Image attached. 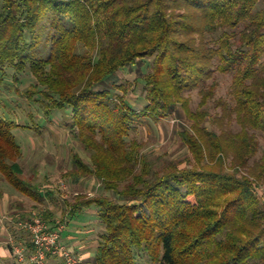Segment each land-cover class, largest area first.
Masks as SVG:
<instances>
[{
    "label": "trees",
    "instance_id": "trees-1",
    "mask_svg": "<svg viewBox=\"0 0 264 264\" xmlns=\"http://www.w3.org/2000/svg\"><path fill=\"white\" fill-rule=\"evenodd\" d=\"M260 1L0 0V81L13 72L23 83L20 76L31 74L21 95L46 118L68 113L89 153L86 160L74 150L63 177L74 184L96 178L102 188L73 201L55 197L38 170L27 176L21 163L15 130L37 127L34 113V126L0 113V194L9 186L35 209L46 196L52 207L65 198L59 220L65 225L67 217L95 208L93 264H264V149L255 132L264 136ZM47 22V53L39 55ZM151 58L144 109L127 99L132 82L119 85L120 95L98 89L112 74ZM216 73L231 75L232 85L214 115ZM195 89L197 109L187 94ZM179 106L191 123L179 132L190 157L184 164L154 161L135 135L149 118L170 117ZM41 215L51 229L57 226L53 208Z\"/></svg>",
    "mask_w": 264,
    "mask_h": 264
},
{
    "label": "rangeland",
    "instance_id": "rangeland-1",
    "mask_svg": "<svg viewBox=\"0 0 264 264\" xmlns=\"http://www.w3.org/2000/svg\"><path fill=\"white\" fill-rule=\"evenodd\" d=\"M264 7V0L258 4V8ZM51 31L50 24L47 22L41 31L42 44L39 46L41 52L39 55H45L47 48L44 46L45 40L48 39L49 32ZM45 48V49H44ZM153 59H147L142 64L129 66L122 71L112 74L104 85L98 86L99 90L109 88L115 94H122L123 91L119 89V85H128L129 82L135 84V90L130 89L127 93V99L134 109L142 110L147 104L145 98V91L143 89V75L151 70ZM2 76H0V79ZM0 81V113L8 117H17L16 120L26 122L29 126H34L35 121L30 118V114L34 113L37 127L22 128L15 130L18 140L23 144L24 155L21 163L25 168L27 176H31L35 170H38L42 176L40 179L43 181L42 186L56 189L60 195H66L72 201L75 199L76 193L88 194L90 196L101 194L102 188L100 182L96 178L84 184L71 183L70 179L63 177L65 169L71 166V157L73 151H78L86 160H89V153L86 152L80 142L78 141L75 133L70 128V119L68 113L64 114L62 111H56L51 118H46L42 111L36 106H30L27 99L21 95L19 91L29 86L33 77L31 74H23V83H17L14 73L10 72L9 75L3 77ZM218 83V90L215 97L211 100V110L215 115L221 112V107L217 106L218 100L222 97L230 99V89L232 85V76L216 73L215 78ZM213 82V79L209 81ZM19 88V89H18ZM18 89V91H17ZM188 95L192 98V107L197 109L201 95L199 89L188 91ZM191 123L186 119L182 107L174 109L172 116L155 120L148 119V122L139 129L135 135L137 138L146 142L144 153L154 161L162 160H177L181 164L190 157L188 148L185 146L179 132L185 128H190ZM210 128H217L218 126L210 125ZM234 129H239L236 122L233 125ZM261 141L262 150L264 149V136L261 132L255 131ZM262 153V152H261ZM261 153L258 157L261 156ZM160 159V160H159ZM11 190L9 186L6 188ZM7 193L16 192L23 196L15 189ZM25 197V196H24ZM95 209V208H94ZM97 215H91L95 226V219ZM95 220V221H94ZM96 227V226H95ZM99 226L96 227V229ZM96 235L94 232L92 236ZM77 257L81 260V264H85L83 258L77 253ZM92 262V261H91ZM26 264H33L32 261L27 260ZM92 264V263H91Z\"/></svg>",
    "mask_w": 264,
    "mask_h": 264
},
{
    "label": "crops",
    "instance_id": "crops-1",
    "mask_svg": "<svg viewBox=\"0 0 264 264\" xmlns=\"http://www.w3.org/2000/svg\"><path fill=\"white\" fill-rule=\"evenodd\" d=\"M53 190L55 191V197L66 196L60 195L56 189ZM6 191L10 192L11 190ZM6 191L0 194V264H26L27 260L19 261L13 253L14 246L17 244L23 243L28 248L32 246L29 233L20 226L21 221L29 219L34 213L42 214L49 208L54 209L52 219L58 221L60 220L62 211L67 207V199L60 198L55 207H52L48 196H46L47 201L41 203L39 209H35L34 201L16 192L7 193ZM41 192L47 195L46 190L43 188H41ZM91 215H97L96 209L91 208L79 216L67 217L68 221L66 220L63 232L64 241L75 248L81 258H83L85 264H93L95 261L99 236L98 229H96L97 218L95 219V227L93 220H91ZM94 232L96 235L92 236ZM58 260V257L52 256L48 264H57Z\"/></svg>",
    "mask_w": 264,
    "mask_h": 264
},
{
    "label": "built area",
    "instance_id": "built-area-1",
    "mask_svg": "<svg viewBox=\"0 0 264 264\" xmlns=\"http://www.w3.org/2000/svg\"><path fill=\"white\" fill-rule=\"evenodd\" d=\"M57 222V226L51 229L39 213H34L31 218L21 221L20 226L29 233L33 246L28 248L23 243L15 245L13 249L15 257L19 261L29 259L34 264H48L50 255H58L62 259L59 264H81L75 248L63 239L65 224L59 220Z\"/></svg>",
    "mask_w": 264,
    "mask_h": 264
}]
</instances>
